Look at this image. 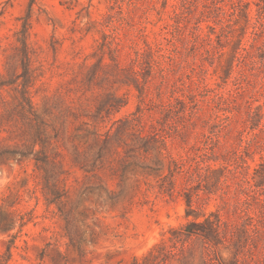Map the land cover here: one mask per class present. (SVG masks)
Listing matches in <instances>:
<instances>
[{
	"label": "trees",
	"instance_id": "obj_1",
	"mask_svg": "<svg viewBox=\"0 0 264 264\" xmlns=\"http://www.w3.org/2000/svg\"><path fill=\"white\" fill-rule=\"evenodd\" d=\"M125 1L126 12L121 5ZM112 2L121 9L120 19L111 20L115 23L111 33L98 31L100 38L90 56L96 62L85 63L83 90L106 88L91 117L76 111L61 95L47 97L41 108L37 106L33 90L39 75L30 43L36 0L18 19L22 26L16 34V52L7 56L6 72H0V142L18 141L0 148V167L10 160L34 161L44 204L63 221L69 246L80 254L88 247L84 228L90 229V242L95 243V228L104 214L101 199L113 212L122 203L117 214L125 218L153 191L173 200L182 198L187 222L172 228L167 240L135 256L132 264H264V160L252 175L248 162L254 158L249 151L263 147L264 141L255 134L243 146L238 132L239 148H227L224 141L233 135L235 117L216 116L219 123L206 133L208 121L199 115L196 95L189 94L187 102L174 91L185 67L197 78L193 83L205 89L209 68L225 85L238 69L235 85L243 91L241 82L249 77V69L264 75V0ZM151 13H156V20L148 18ZM159 23L158 31L149 30V25ZM115 83L133 87L139 99L134 112L119 118L128 97L112 90ZM217 99L221 111L229 99ZM246 109L244 129L264 133V104L246 101ZM154 114L160 118L149 121ZM170 142L181 150L175 153ZM78 173L84 187L77 176V185L69 183ZM89 194L96 198L88 199ZM212 197L221 203L207 212L205 199ZM10 199L11 194L4 195L2 202L8 205L0 208V231L9 234L0 264H11L17 239L38 218L35 209L18 208L19 197ZM44 257L42 253L40 259Z\"/></svg>",
	"mask_w": 264,
	"mask_h": 264
},
{
	"label": "rangeland",
	"instance_id": "obj_2",
	"mask_svg": "<svg viewBox=\"0 0 264 264\" xmlns=\"http://www.w3.org/2000/svg\"><path fill=\"white\" fill-rule=\"evenodd\" d=\"M31 1L0 0V72H6V58L16 52V34L22 26L18 19L26 15ZM77 1L36 0L33 6L30 43L35 51L34 68L39 75L33 94L34 101L40 108L47 97L61 95L76 111L91 117L96 110L100 94H103L106 88L95 86L92 91L83 90L82 83L88 72L85 63L90 66L96 62V58L90 56L94 53L96 40L100 38L98 31L103 29L111 33L115 24L111 20L120 19L121 9L114 5L112 0ZM121 5L126 12L128 8L126 1ZM148 18L156 20V13L149 14ZM118 24L116 22V25ZM205 26L206 24H203V27ZM160 27L161 23L155 27L149 25V30L158 31ZM129 34H134V30L129 31ZM150 37L151 40L154 39L153 34ZM182 71L174 88L175 97H184L189 102L187 96L191 93L196 95L199 115L208 121L204 132L207 133L209 127L219 123L216 116L221 118L231 116L235 117V121L233 135L227 136L224 141L227 148H239L240 141L238 136L235 137L238 132L242 133L243 146L252 141L255 134H259L257 140L264 141V133H260L259 130L252 132L249 128L244 129V120L247 116L246 101H253L254 106L264 104V75L260 70H248L249 77L241 82V87L246 91L239 90L235 85L237 84L235 77L239 75L238 69L233 79L225 85L214 75L213 68H209L207 89L193 83L197 78H193L189 67ZM258 89L263 92L257 93ZM112 90L128 97V105L116 115L117 118L136 110L139 99L133 87L115 83ZM182 93H185V96ZM4 96L10 99L7 92H4ZM218 96L229 99L228 105H224L221 111L216 108ZM1 112L2 108L0 114ZM159 118V114H154L149 121ZM6 129H9L8 126ZM202 131V128H198V132ZM3 136H8V133L4 132ZM17 141L13 139L1 141L0 148L14 145ZM171 147L175 153L181 150L176 142L171 143ZM249 153L254 157L248 160L251 167L249 173L252 175L257 164L264 160V145L261 148H252ZM34 168L32 160L20 164L10 160L0 167V208L5 209L8 205L7 202H2L3 196L11 194V201L19 197L21 201L19 209L24 211L35 209L38 216L17 239L18 248L14 250L15 256L11 264H65V261L66 264H132L135 256L145 254L162 239L167 240L171 236L172 228H179L187 222L186 205L180 197L173 200L151 191L147 202L134 206L125 218L117 214L123 209L122 203L117 205L116 211L113 212L109 203L101 199L100 210L104 213L101 215V221L95 228L93 220H89L91 227L97 232L95 243L90 242V229L84 228L88 247L80 254L69 246L63 221L54 215L53 208L47 210L39 185L40 178L34 172ZM76 176L79 186L84 187L79 173L71 176L69 183L77 185ZM87 198L96 197L89 194ZM205 203L207 204L204 208L210 212L215 211L221 202L218 197H212L209 202L205 199ZM8 238L9 234L0 231V255L6 249L5 242ZM42 253H45L43 260L40 259Z\"/></svg>",
	"mask_w": 264,
	"mask_h": 264
}]
</instances>
